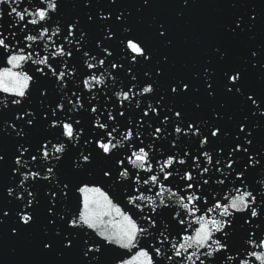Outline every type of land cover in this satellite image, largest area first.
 Wrapping results in <instances>:
<instances>
[{"label":"snow or ice","instance_id":"1","mask_svg":"<svg viewBox=\"0 0 264 264\" xmlns=\"http://www.w3.org/2000/svg\"><path fill=\"white\" fill-rule=\"evenodd\" d=\"M3 5V264H221L237 221L264 230V0ZM256 235L238 264H264Z\"/></svg>","mask_w":264,"mask_h":264},{"label":"water","instance_id":"2","mask_svg":"<svg viewBox=\"0 0 264 264\" xmlns=\"http://www.w3.org/2000/svg\"><path fill=\"white\" fill-rule=\"evenodd\" d=\"M18 4H19L18 10H22L23 8L29 7L32 4V0H18ZM16 6H17V4H13V7H16ZM0 9H7V5L0 6ZM10 24H15L16 27H10L9 26ZM19 24H20V22L18 21V18H16L14 15H12V16L7 15V11L3 12L2 19H0V32H3L4 35L7 36L13 42L14 45H15L16 39L19 37H22L24 34L23 31L19 30ZM52 27H55V25H53ZM31 28H32V26L30 25L29 29H31ZM14 31L17 33L16 37L11 36V33ZM32 34H34V33H32ZM54 39H57V42H59L58 38H54ZM45 40H46V38H45ZM43 43L44 42H40L39 45H33V48L30 50H39L41 52H44ZM89 47H91V44H89ZM30 50L26 49V51H30ZM80 63H81V59L79 56H77L75 61H74L73 66L75 68L79 69ZM4 67H7V65L6 64H0V68H4ZM34 67L35 66L31 65L30 63H25L23 65L22 69H17L16 71H26V72L32 74L34 76L32 85H35V83H36L35 78L39 77V73L33 72ZM97 75H99V73H97ZM41 83L44 84L46 87H49V91L52 93V95L50 96V99L54 98L56 95L55 90H54V86L48 85V82L43 81V80L41 81ZM78 84H79V81H75L73 83V88H75ZM106 84L109 87L112 85V81L110 78H106ZM32 85H30V90L32 92V104H33V106H38L39 105V100L37 98L38 93H37L35 87H33ZM116 87H117V89H119L120 84L118 83L116 85ZM104 91H107V89L105 88ZM101 94L102 93L99 92V89H97V100L93 101V103H96L98 108H99L100 103H104L111 110V104L108 101L107 96L104 97L103 101H100L99 96ZM89 97H90V94H88V93L84 94V99H88ZM10 98L11 97L0 92V99H10ZM133 114H135V110H133ZM128 118L131 119L132 116L130 115ZM123 122L124 121H122V123ZM85 124H86V119H85ZM141 131H143V130H141ZM142 138L144 139L145 143L149 142L147 133H144ZM157 143H160V142H157ZM167 147H168V144H167V141H165L164 142V148L162 149V151L166 152ZM183 147L187 148V147H189V145L185 144V145H183ZM192 150L194 152L195 148H193ZM161 154H162L161 152L156 153L157 157L161 156ZM177 167H179V166H177ZM257 178H258V175H257ZM101 187H102V190H104V191H110L111 190L108 186H101ZM246 229H251L252 232H255L257 234L256 236L252 237L253 239H255V240L264 239V230L258 229L254 225H243V226H241L240 222L237 221L235 229L229 230L231 235H232V239L229 241V244L232 248V251H231V253L225 254V256L231 254L235 257V259L234 260H226L225 259L224 261H221V264H238L240 257L245 255L244 247L246 246L245 245ZM236 249H239V254L237 253ZM249 250L257 251V252L264 251L262 249H249ZM4 252H5V249L3 247H0V257L4 256ZM134 252H135V250H133L132 252H126V258H131L132 255L134 254ZM0 264H3L2 259H0ZM250 264H259V262L251 260Z\"/></svg>","mask_w":264,"mask_h":264}]
</instances>
